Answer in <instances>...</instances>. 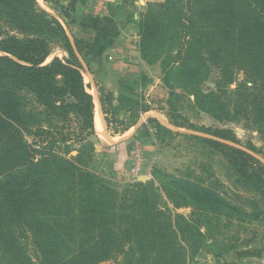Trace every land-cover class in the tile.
<instances>
[{
	"label": "trees",
	"instance_id": "16d2710c",
	"mask_svg": "<svg viewBox=\"0 0 264 264\" xmlns=\"http://www.w3.org/2000/svg\"><path fill=\"white\" fill-rule=\"evenodd\" d=\"M43 1L70 18L59 0ZM60 18L37 0H0V32L22 36L0 40V264H190L207 235L193 214L174 211L191 201L189 191H181L183 203L147 183L119 191L91 171L94 105L79 59L90 44L71 41ZM140 18L141 57L168 56L163 83L171 95L185 76L203 111L226 120L242 115L264 136V0L149 1ZM54 49L67 58L46 64ZM212 73L215 87L204 92L199 84ZM98 93L109 126L108 115L118 113L109 94ZM200 140L264 198L262 162Z\"/></svg>",
	"mask_w": 264,
	"mask_h": 264
},
{
	"label": "rangeland",
	"instance_id": "374dc122",
	"mask_svg": "<svg viewBox=\"0 0 264 264\" xmlns=\"http://www.w3.org/2000/svg\"><path fill=\"white\" fill-rule=\"evenodd\" d=\"M149 1L160 0H138L128 6V20L136 33L135 52L137 49L143 62L140 64L137 58L134 61H138L136 76L141 86L138 104L141 113L136 124L144 123L147 128L139 138L133 139L132 132L121 136L119 132L134 124L136 117L123 114L114 119L109 114L110 125L106 123V131L110 140L104 142L97 135L88 140L95 151L90 169L119 191L134 182L147 183L164 199L170 191L175 192L182 203L185 197L181 191H189L191 201L174 211L186 217L193 214V219L207 235L206 244L190 264H264V198L261 190L246 183L240 168L225 154L200 140L218 141L242 150L264 164V136L242 115H233L231 120H226L203 111L195 102L196 92L185 76L174 84L171 95L163 83V64L168 56L162 50H155L148 55V63L140 54V14L146 12ZM37 2L51 15L62 17L50 4L43 0ZM5 34L22 38L14 31L2 28L0 40ZM55 57L67 58L62 50L54 49L46 64ZM80 62L83 78L89 85L92 80L89 64L82 59ZM93 80L92 85L95 84ZM215 84L216 73H212L199 88L208 92ZM235 87L236 84L231 86L232 89ZM109 96L113 99V94ZM145 110L149 111L144 113ZM249 146L254 147L255 152L249 150ZM203 201L208 205L204 206Z\"/></svg>",
	"mask_w": 264,
	"mask_h": 264
},
{
	"label": "crops",
	"instance_id": "0c3cea01",
	"mask_svg": "<svg viewBox=\"0 0 264 264\" xmlns=\"http://www.w3.org/2000/svg\"><path fill=\"white\" fill-rule=\"evenodd\" d=\"M59 1L70 11L69 19L60 18L70 40L78 39L90 44L84 59L79 57L89 64V76L95 80L94 85L91 84L92 80L89 85L85 83L87 87L90 86L88 92L94 88L98 93L101 87L106 93L113 94L111 102L118 113L117 117L123 114L130 118L136 116L134 124L119 132L121 136L129 132L133 133V139L142 136L147 125L136 124L141 113L138 106L141 86L136 72L139 70L137 62H143L139 59L137 49L135 52L136 33L131 20H128V6L135 2L123 5V0ZM136 58L138 61L134 62Z\"/></svg>",
	"mask_w": 264,
	"mask_h": 264
},
{
	"label": "bare ground",
	"instance_id": "6f19581e",
	"mask_svg": "<svg viewBox=\"0 0 264 264\" xmlns=\"http://www.w3.org/2000/svg\"><path fill=\"white\" fill-rule=\"evenodd\" d=\"M89 93L91 94L93 98L95 134L100 138V140H103L104 142H108L110 140L109 139L110 137L108 136L107 131H106V123L104 120V115L101 110L97 92L95 89H91L89 90Z\"/></svg>",
	"mask_w": 264,
	"mask_h": 264
}]
</instances>
